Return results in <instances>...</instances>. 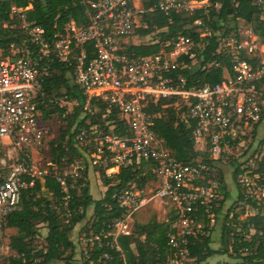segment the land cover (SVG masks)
I'll return each mask as SVG.
<instances>
[{
	"label": "built area",
	"instance_id": "built-area-1",
	"mask_svg": "<svg viewBox=\"0 0 264 264\" xmlns=\"http://www.w3.org/2000/svg\"><path fill=\"white\" fill-rule=\"evenodd\" d=\"M145 1L81 0L88 22L78 24L71 19L62 30L55 26L53 32L28 19L32 3H12L7 9L8 18L0 19V256L9 249L2 242L7 217L19 207L23 190L38 181L43 183L47 175L56 177L66 193L62 203L66 221L72 215L67 177L80 174L61 171L48 159L47 129L39 106L44 82L54 71L56 61L72 73L85 96V112L94 114L93 102L102 101L108 113L118 111L130 131L115 133L112 121L107 123L108 130L97 125L81 128L76 139L91 163L112 175L123 166L145 162L151 164L155 176L153 190L147 189V184H133L113 195L123 214L113 219L108 235L115 239L130 235L136 213L148 204V194L154 192L153 197L170 202L175 212L168 234L172 252L168 264H185L191 261V239L210 234L203 229L201 210L209 216L211 226L219 219L222 223L227 220L229 225L234 218L254 215L257 209L253 201L264 202V44L250 24L245 31L238 24L227 32L197 18L186 27L188 33L179 31L167 37L149 34L151 43L160 44L158 52L128 53L123 37L135 34L139 26L148 27L142 20L145 13L160 10L171 21L174 14H193L198 9L208 13L211 6L210 0H159L145 8ZM255 4L264 9V0H256ZM221 6V2L215 4L217 9ZM213 37L217 41L213 54L228 57L231 67H224L217 83H190L181 70L202 62L203 50ZM219 66L213 58L200 68ZM59 100L79 104L67 94L55 99ZM160 102H166L163 107L181 109L179 102L187 107L179 116L186 123H194L192 139L200 155L196 161L177 159L159 137L155 130L158 114L151 109ZM227 158L232 159V172L237 171L233 178L239 191L225 207L219 203L222 184L218 170ZM111 162L113 165L108 167ZM109 258L106 252L97 259L90 258V264Z\"/></svg>",
	"mask_w": 264,
	"mask_h": 264
},
{
	"label": "trees",
	"instance_id": "trees-1",
	"mask_svg": "<svg viewBox=\"0 0 264 264\" xmlns=\"http://www.w3.org/2000/svg\"><path fill=\"white\" fill-rule=\"evenodd\" d=\"M158 1L147 0L144 6L149 8ZM255 1L210 0L211 6L208 13H205L204 9H198L193 14H174L171 21L160 10L147 12L142 20L148 24V27L139 26L137 32L142 36L156 32L163 37L174 35L179 31L188 33L189 30L186 27L197 18H202L206 25L213 26L215 29H225L229 32L236 29L239 21L243 20L252 26L253 32L264 44V9L255 4ZM217 2L222 4L220 9L215 7ZM12 3L19 6L32 3L33 7L28 11V19L50 32L56 30L55 26L62 30L65 23L71 19L76 20L78 24L88 22L85 6L81 0H7L3 4L0 3L1 21L8 18L7 9ZM164 27H168V30H160ZM160 48L159 43L131 44L127 47V51L137 55H147L158 52ZM216 50L217 41L216 37H213L203 50L202 62L181 70L190 83L199 81L214 84L221 80L222 71L224 67H231V60L221 53L214 55ZM213 58L218 60L219 67L200 68ZM44 87V96L39 99V106L46 117L55 111L62 116L66 112V109L60 107L53 99L67 94L69 99H77L79 102L75 105L73 113L64 115L66 125L57 142L50 145L48 159L56 162L59 167L64 165V162L73 163L79 156L85 161L89 159L86 149L81 147L76 139L81 128L90 129L91 126L97 125L101 129L108 130L107 123L112 121L115 124L113 130L115 133L130 132L119 118L118 111L113 109L108 113L107 105L102 101L93 102L98 108L94 114L84 111L85 96L74 83L72 73L64 63L56 61L54 71L44 82ZM61 89L65 92L61 93ZM165 103L160 102L151 109L152 113L158 114L155 118V130L177 159L183 162L196 161L200 155L192 139L194 123H186L179 116L180 112L187 107L185 105L181 109L174 105L163 107ZM47 104L54 108L48 109ZM112 165L111 162L108 167ZM95 170L99 173L101 185L106 187L103 196L98 199L94 198L90 191L87 169H83L82 172L79 170L81 175L77 177H67L72 197L69 203L72 215L68 221L63 216L62 205L66 193L56 177L47 175L43 183L38 181L34 187L23 190L19 207L7 217L4 223V229L15 228L17 231L10 236L8 245L12 253L5 258L3 264H76L77 247L72 239V233L80 223L86 220L90 207H93V215L85 222L83 231L88 237L99 236V239L93 240L92 249L89 251L90 258L97 259L106 252L110 254L109 259H103L96 264H168L172 255L168 245V234L175 219L174 210V215L168 221H160L156 215H153L146 223L134 221L130 235H120L117 239L108 235V232L112 230L113 219L123 214L113 195L133 184L145 186L148 181L155 179L151 164L133 163L121 167L119 172L112 175H108L104 167L97 166ZM218 172L222 193L225 195L219 200L223 206L230 197V192L226 187L224 171L219 168ZM236 175L237 171H234L233 176ZM253 205L257 209L254 215L245 219L234 218L229 225L226 224L227 220L222 223L220 237L222 249L212 247L211 232L214 226H211L209 216L201 210L199 218L203 223V229L210 234L202 235L199 239H191L190 259L196 264H203L217 254L228 253L236 258L233 264L264 262V202L258 204L253 201ZM40 226H46L48 233L45 237V245L37 249L35 240L38 238ZM230 248H233V252ZM90 258L86 257L84 264H90Z\"/></svg>",
	"mask_w": 264,
	"mask_h": 264
},
{
	"label": "rangeland",
	"instance_id": "rangeland-1",
	"mask_svg": "<svg viewBox=\"0 0 264 264\" xmlns=\"http://www.w3.org/2000/svg\"><path fill=\"white\" fill-rule=\"evenodd\" d=\"M209 5V4H207ZM238 24H242L241 28L243 31L246 30V27L248 23H246L243 20H240ZM124 39L122 40L123 45H126L127 47L131 44H148L151 43L150 35H145L142 36L138 32H136L133 35L130 36H125L123 37ZM61 93H64L65 90L61 89ZM62 97V96H61ZM55 101V99H53ZM60 107H63L66 109V113H73L74 112V107L75 105H69L65 104L63 101H55ZM184 104L179 102L178 107H182ZM48 106V104H47ZM48 109L54 108L52 106H48ZM94 111H98L97 106L95 107ZM42 116V122L47 129V134L45 137V146L47 149L48 154H50V145L53 142H57L59 139V136L62 132L63 127L66 125V121L64 120V115H60L58 111H55L51 113L48 117L44 114V111L41 110ZM90 114V113H89ZM45 160H47L45 158ZM232 159L227 158L225 159L222 163H220V168L224 171V179L226 182V187L228 192H230V197L228 200L225 201L224 206L230 205L233 200L237 198V194L239 191V188L237 184L234 181L233 178V170L231 166ZM48 167V166H47ZM97 166L93 165L90 161V157L87 161L81 156H79L73 163L67 164L64 162V165L59 167V170L64 171H78V173H81L83 169L88 170V176L90 174V189L91 192L93 193L92 195L96 198H99L101 196V189L102 186L100 184V178H97L96 172ZM81 172H80V171ZM81 175V174H80ZM99 175V173H98ZM220 176V175H219ZM147 189L153 190L155 189V185L152 180L147 182ZM104 187V186H103ZM154 193V192H153ZM153 193H149L148 196L150 197V201L148 204L140 209L136 215L134 221L141 222V223H146L149 222L152 218L153 215H156L158 220L160 221H168L173 215V206L170 202L167 200H162L158 197H153ZM225 197L224 193L220 194V199H223ZM93 215V207H90L87 212V218L84 220L80 225L78 226L77 230H75L72 233V239L76 243V251H75V261L76 264H84L85 258L89 255V251L92 249L93 246V240L91 237L86 236L84 238V235L86 232L83 231L84 227V222H86L90 217ZM225 216V215H223ZM221 225H222V220L219 219V221L216 222L213 231L211 232V238H212V247H215L216 249H222V244H221ZM197 228V227H196ZM15 228H5L4 230V235L2 237V242L4 243L5 246H8L9 244V239L10 236L14 233H16ZM48 233L47 227L46 226H40L39 228V235L38 238L35 240V245L38 247L37 249L42 248L45 245V237ZM12 253V251L9 249L4 250L3 254L0 256V264L4 263V260L7 256H9ZM234 257L230 256V254H217L211 258H209L207 261H205L203 264H224L225 262L228 263H233ZM185 264H196L193 260L187 261Z\"/></svg>",
	"mask_w": 264,
	"mask_h": 264
},
{
	"label": "crops",
	"instance_id": "crops-1",
	"mask_svg": "<svg viewBox=\"0 0 264 264\" xmlns=\"http://www.w3.org/2000/svg\"><path fill=\"white\" fill-rule=\"evenodd\" d=\"M95 174L97 173V172H94ZM91 174V173H90ZM90 174H89V180H90ZM96 176H97V178H99V175H98V173L96 174ZM100 180V179H99ZM100 184H101V182H100ZM102 186V185H101ZM105 190H106V187H103L102 186V189H101V196L99 197V198H101L102 196H103V194H104V192H105ZM90 191H91V189H90ZM92 193V192H91ZM93 194V193H92ZM94 197V196H93ZM94 198H96V197H94ZM96 199H98V198H96ZM83 224H85V222L83 223ZM77 228H78V226L75 228V230H77ZM74 230V231H75ZM215 248V247H214Z\"/></svg>",
	"mask_w": 264,
	"mask_h": 264
}]
</instances>
